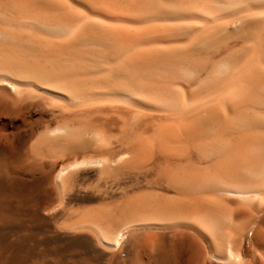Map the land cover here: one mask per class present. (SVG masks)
<instances>
[{
  "label": "bare ground",
  "instance_id": "6f19581e",
  "mask_svg": "<svg viewBox=\"0 0 264 264\" xmlns=\"http://www.w3.org/2000/svg\"><path fill=\"white\" fill-rule=\"evenodd\" d=\"M0 264H264V0H0Z\"/></svg>",
  "mask_w": 264,
  "mask_h": 264
},
{
  "label": "rangeland",
  "instance_id": "374dc122",
  "mask_svg": "<svg viewBox=\"0 0 264 264\" xmlns=\"http://www.w3.org/2000/svg\"><path fill=\"white\" fill-rule=\"evenodd\" d=\"M12 235H13V232H12Z\"/></svg>",
  "mask_w": 264,
  "mask_h": 264
}]
</instances>
